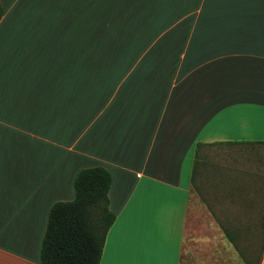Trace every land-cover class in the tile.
I'll list each match as a JSON object with an SVG mask.
<instances>
[{"label": "crops", "instance_id": "1", "mask_svg": "<svg viewBox=\"0 0 264 264\" xmlns=\"http://www.w3.org/2000/svg\"><path fill=\"white\" fill-rule=\"evenodd\" d=\"M0 2V264H40L51 205L73 199L77 172L96 165L111 173L116 213L99 264H180L192 148L264 141V0ZM73 43L92 63L43 60L34 78L2 63ZM99 51L134 61L96 78ZM259 184L250 197L262 208L207 221L262 225Z\"/></svg>", "mask_w": 264, "mask_h": 264}, {"label": "rangeland", "instance_id": "2", "mask_svg": "<svg viewBox=\"0 0 264 264\" xmlns=\"http://www.w3.org/2000/svg\"><path fill=\"white\" fill-rule=\"evenodd\" d=\"M71 20L74 21V28H77L75 19L71 18L70 21ZM79 21H81V18ZM65 26L64 24L63 27ZM59 28L60 37L62 39L64 37L67 43L68 39H71V32L67 30L64 31L61 27ZM74 34H78V32L74 31ZM63 45L65 49L62 51L41 50L42 52H39L37 50L28 49L9 52V56H5L2 63L4 68H14L15 78L36 77V72L42 70L41 61L43 60L51 61V59L55 58L54 61H58L59 63L63 62L64 70L67 67H71L72 56L76 59L80 56V66L82 68L86 66L83 64L84 59L86 60L88 58L87 62L92 63L93 52L88 53L86 51H81L83 49L81 43H73V52L71 49L66 50V47L71 48L69 44H67L68 46L65 44ZM139 52L140 51H138V54ZM112 53L114 54L115 52L99 51L95 53L97 57V71H99L98 68L101 70L100 74L98 72L95 74L96 78H105V70L107 71L105 68H112V75L106 72V78H120L121 72L126 69L125 65L134 61V58L129 59L130 56L127 58V55L124 56L125 59L120 58L121 61L113 58ZM133 53L136 54V52H131V54ZM129 54L130 52H128V55ZM42 66H44V64H42ZM47 66L48 64H46V67ZM29 68H31L34 73H27V71H25ZM64 75L68 78L66 73H64ZM194 149L193 147L190 160L191 164L186 165V178H189L191 174ZM202 152L208 156L212 163L218 164L229 182L226 190L223 188L224 184L211 188L206 181L202 192L199 191L198 188L192 186L191 207L187 213L180 264H205L204 262L206 259H208L209 264H245L233 245L224 237L221 228L219 226H212V224H210L211 222L207 221V218L210 219L211 215L216 217L218 216L217 214H220L223 218L224 216L232 215L248 206H253L255 210L260 207L262 208L261 204H256V206H254L255 204L251 201L250 196L254 192L257 183H260V187L264 189V145H219L202 148ZM257 174L261 177L260 181L254 179ZM200 179H195L196 185L201 184ZM228 188L232 191V196L229 195ZM263 230L264 228L257 227L244 228L237 239L239 247L243 250L245 249L248 253L254 255L258 254L261 250L263 241Z\"/></svg>", "mask_w": 264, "mask_h": 264}, {"label": "trees", "instance_id": "3", "mask_svg": "<svg viewBox=\"0 0 264 264\" xmlns=\"http://www.w3.org/2000/svg\"><path fill=\"white\" fill-rule=\"evenodd\" d=\"M2 14L0 2V19ZM258 144L264 145V141L198 143L193 161L192 185L201 192L205 181L211 188L224 184L223 188L226 190L228 186L229 181L218 164L212 163L202 152V148ZM196 178H201L200 185L195 184ZM111 182L110 171L101 165L85 167L77 172L73 183V199L56 201L49 209L40 247V264H99L107 231L116 217V213L109 207ZM228 189L232 196V191ZM247 227L264 228V221L260 226H220L224 237L233 245L245 264H259L264 251V230L261 250L254 255L241 249L237 241Z\"/></svg>", "mask_w": 264, "mask_h": 264}]
</instances>
